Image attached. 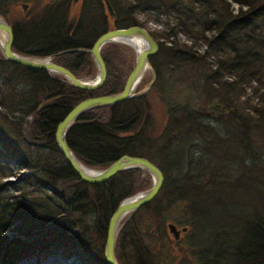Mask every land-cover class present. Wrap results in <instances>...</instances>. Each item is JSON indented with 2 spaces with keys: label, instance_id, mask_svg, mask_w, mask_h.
<instances>
[{
  "label": "trees",
  "instance_id": "1",
  "mask_svg": "<svg viewBox=\"0 0 264 264\" xmlns=\"http://www.w3.org/2000/svg\"><path fill=\"white\" fill-rule=\"evenodd\" d=\"M64 1L68 0H50L42 13L32 11L29 18L17 15L10 21L6 12L32 0H0V14L13 27V49L46 55L91 47L109 28L142 24L137 12L145 14V21L153 18L170 28L149 56L154 92L149 93L150 87L82 111L67 137L76 156L94 168L106 167L123 153L148 157L164 179L142 207L153 216L161 214L171 241L166 229L170 220L186 226L179 239L190 245V225L183 216L190 212L204 232L202 238L199 233L203 245L195 252L198 264H264V0H110L114 16L103 0H78L79 14L73 21ZM150 33L154 38L161 35ZM177 33L190 37L192 44L170 37ZM197 46H205L203 52ZM102 54L107 75L95 89L74 86L45 68L0 55V264H15L51 248L77 249L88 244V232L96 226L105 237L112 210L137 190L119 187L124 174L138 179L147 173L130 167L103 181H85L55 141L58 121L80 99L122 89L124 79L111 77L117 76L118 67ZM54 61L79 76L91 58L85 50H66ZM180 80L187 82L183 90L192 89L185 96L189 100L169 103L172 112L156 134L151 98L173 90ZM199 87L208 98L218 99L220 110L206 111L194 104ZM234 155L239 156L237 162ZM231 164L242 170L225 178L222 173ZM21 188L6 195L9 189ZM11 228L22 238L1 236ZM75 229L77 234H72ZM130 235L134 243L135 235ZM140 250L146 253L143 245ZM182 252L187 255L188 247ZM103 264H108L106 259Z\"/></svg>",
  "mask_w": 264,
  "mask_h": 264
},
{
  "label": "rangeland",
  "instance_id": "2",
  "mask_svg": "<svg viewBox=\"0 0 264 264\" xmlns=\"http://www.w3.org/2000/svg\"><path fill=\"white\" fill-rule=\"evenodd\" d=\"M49 1L50 0H32L30 5H27L26 8H22L21 6H19L14 9H10L8 12H6V15L8 16L10 21H13L15 19V16L17 15L20 17L24 16V17L29 18V13H32V11L35 13H42L41 11L44 9V7L48 5ZM93 1L95 2V0ZM64 5L66 6L64 8L68 10L69 20L70 21L75 20V18L79 14L78 3L72 4L71 0H68L67 2L64 1ZM233 5L235 7L234 9H236L238 4L234 3ZM136 14H137L138 21L142 23L144 26H146L149 29V31H153L156 34H159V33L161 34L159 37H155L157 41L163 39L165 37L166 31L170 29L168 27L169 25L167 24L162 25L160 23H157L153 18L151 19L148 18L147 21H145L146 16L142 12H137ZM8 18L6 19L8 20ZM109 26H113V23L110 22ZM170 37H175L176 39H179L178 37H180L181 40L182 38H184V40L187 38L188 44H192L191 38L186 36L184 33H177L175 35L171 34ZM197 47H198V50H200V52H203L205 48V46H197ZM101 53H105L106 55L110 57L109 64H114L118 67V71L115 69L117 76L116 77L111 76V77L115 80H118L120 76L125 81L127 75L129 74L135 62L136 52L133 46H131L128 43L121 42V41H109V42H106L102 46ZM25 54H28V53H25ZM0 55L3 56L1 47H0ZM90 58H91V62H89L88 66L86 67V70H82L80 72L79 76L83 78H94L95 75L97 74V66H96V63L91 53H90ZM199 62L202 67L201 61ZM110 66H109V70H110ZM183 66L181 67L180 70H183ZM48 71L51 74H56L62 77V75L54 71H50V70ZM152 77H153V71H151L150 68H147L144 72V75L142 77V80L137 90L141 89L142 87H144L147 83H149L152 80L151 84L146 90H148L151 87L149 89V93L154 92L153 82L155 81L154 80L155 77L154 79H152ZM186 83L187 82L180 80L178 81V83H176V87L173 90L169 91L168 89H166L162 95H157L156 93L153 94L151 101H152V108H153L152 114L155 117L154 126L156 128V132H155L156 134H159L160 130L164 128L163 122L165 119L164 118L165 115L167 113L172 112V109L168 108L170 107L169 103L174 102V104L175 103L180 104L183 101L186 102L187 100H189L185 96L188 95L187 94L188 90L191 91L192 89L187 87L186 88L187 91L183 90V85L184 84L186 85ZM177 93L179 94L177 95ZM176 95L177 97H174ZM195 97L197 101H194V104L199 106L200 108L206 111H211V112L213 111V107L214 109L216 108L215 109L216 111L220 110L219 108L221 107V105L220 103H218V99L208 98L205 95L204 90H201V87L198 88V93H195ZM211 104L213 106H211ZM153 148H155V145L153 146ZM233 149L235 151L236 147H234ZM152 156L154 157L155 161H158V158L156 157L154 153H152ZM238 159H239L238 155L233 156V160H235L236 162ZM234 165L235 164H231V168H226L225 173H222L225 175V178L228 176H235L237 174H240L242 170V166L237 167L236 165V167L234 168ZM96 168H100V167H96ZM124 175L126 179H124L125 181L123 180L120 183L119 187H122V188L130 187V189L132 190L137 189L132 194H135L136 192L146 189L151 184V181H152L151 175L148 172L139 174L140 177L138 179L127 177L126 174ZM217 177L221 179L220 176H217ZM11 178L12 180L14 179L15 181H18L20 176H18V178L17 176H11ZM220 183L221 185L223 184V182L221 181ZM13 187H16V186H13ZM21 190L22 188L20 190L9 189L8 191H6L7 192L6 195L11 194V193L17 194V192H20ZM145 203L146 202L140 204L136 209L132 210L131 212L126 213L120 221V226H119L118 233L116 236L115 249H114L115 255L118 261L121 262L119 263L120 264H140L141 260L145 259L147 260L148 263L150 262L151 264H198V258L195 252H196V249L198 248V245L199 247L203 245V241H200L202 239L199 238V233H200L201 238L203 237V234H204L202 230V226L198 230V228L200 227L199 221H196V218H194V216L190 212H188V214L186 215L183 214L185 219L188 220L186 223L190 225V227L188 226L189 228H187L188 229L187 233H189L192 236V238H189L188 236L190 245L188 243V240H186L184 243L182 242L184 239L182 240L179 239L183 237V234H181V232L177 239L174 238L172 233L169 231L168 226L166 225V229L170 233V236L173 238V240H178V239L180 240V241H175V243H173L172 242L173 240L171 241L169 237L167 236L165 227H163V220L161 218V214L158 215L157 213L156 216H153L150 211L144 210L146 207H142V205ZM111 213L108 217V221L111 216ZM204 219L205 221H208V218H204ZM108 221H107V225H108ZM179 221L181 220L179 219ZM168 222H172V220ZM126 224H127V227L125 226ZM107 225H106V231H107ZM177 226L182 227L181 225H177ZM95 228L90 229V231L88 232L89 242L87 245L81 246L71 251H67L68 247H66L67 249L66 248L65 249L51 248L48 252L39 251L40 254L38 256L36 255V253L38 252H33L29 254L28 257H21L17 259L15 264H103V259L105 260L103 250H104V242H105L106 235L104 237V235H102V231L100 230L98 231L97 226ZM182 231H185V230H182ZM1 232H2L1 236H6L10 240H12L13 238L17 236H21V234L18 233L13 228H11V230L1 231ZM197 232H198L197 238H193V236H195ZM132 233L135 235L134 243L130 241V238L128 239V235ZM72 234H77L76 229L73 230ZM17 238H22V237H17ZM26 238H27L26 236L23 237V240ZM181 244L183 246H181ZM141 245H143V248L146 251V253L140 250ZM186 246L188 247V250H189L187 255H185L182 252V250L186 249ZM134 247H136L139 251L135 252Z\"/></svg>",
  "mask_w": 264,
  "mask_h": 264
},
{
  "label": "water",
  "instance_id": "3",
  "mask_svg": "<svg viewBox=\"0 0 264 264\" xmlns=\"http://www.w3.org/2000/svg\"><path fill=\"white\" fill-rule=\"evenodd\" d=\"M77 1L78 0H71L72 4H75ZM103 2L109 15L114 16L115 11L110 0H103ZM20 4L23 8H26L27 6L26 2H21ZM0 32L4 33V39L0 43V47L5 59L30 67H41L54 71L62 75V77L70 84L84 89L98 88L105 81L107 69L101 53V48L106 42L121 41L130 44L135 49V62L126 77L122 89L113 93L88 96L81 99L74 106H72V108L63 116L61 120L58 121L54 130L55 141L59 149L63 153L69 165L83 180L89 182L103 181L111 177L117 171L128 167H140L151 175V184L146 189L136 192L137 196H127L123 198L114 208L109 218L103 254L108 264H120L114 251L120 221L126 213L136 209L140 204L149 201L157 194L164 179L163 172L161 168L148 157L128 153L121 154L106 167L90 171L73 152L72 148L68 144L67 136L70 127L75 122L78 115L85 109L126 99L144 92L149 87L152 80L144 87L137 90V87L147 68H150V70L153 71L152 79L155 77V70L149 60V56L157 51V40L151 35L146 26L138 23L125 27L107 29L95 38L91 47H71L40 56L21 53L13 49V27L2 14H0ZM131 37H138L141 40L143 47L139 49L133 43L124 40L130 39ZM66 50L89 51L97 66V74L95 77L83 78L81 76H77L68 67L54 61L53 58L57 53ZM167 226L176 239L182 230H186V226L178 227L174 222H168Z\"/></svg>",
  "mask_w": 264,
  "mask_h": 264
},
{
  "label": "bare ground",
  "instance_id": "4",
  "mask_svg": "<svg viewBox=\"0 0 264 264\" xmlns=\"http://www.w3.org/2000/svg\"><path fill=\"white\" fill-rule=\"evenodd\" d=\"M72 3V2H71ZM4 39V33L3 32H0V43L3 41ZM125 41H129L131 43H133L137 48H142L143 47V44L141 42V40L138 38V37H131L130 39H124ZM86 110V109H85ZM68 137V136H67ZM74 152V151H73ZM86 165V164H84ZM87 169L90 170V171H93V170H96L97 168H94V167H90V166H87ZM86 181V180H85ZM134 196H137V194H134V195H131L129 197H134ZM52 260V259H51ZM50 260V261H51ZM108 263V262H107Z\"/></svg>",
  "mask_w": 264,
  "mask_h": 264
}]
</instances>
